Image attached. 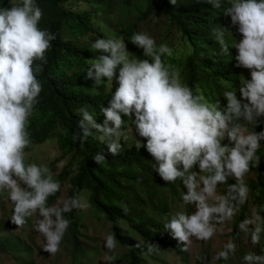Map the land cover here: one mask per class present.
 Returning <instances> with one entry per match:
<instances>
[{
	"label": "trees",
	"instance_id": "1",
	"mask_svg": "<svg viewBox=\"0 0 264 264\" xmlns=\"http://www.w3.org/2000/svg\"><path fill=\"white\" fill-rule=\"evenodd\" d=\"M79 1L0 0V65L6 63L4 33L15 19L14 4L26 5L27 19L32 26L27 41L20 43L14 51V58L20 60L15 63L16 72L1 76L3 99L15 106L16 116L20 119L16 130L11 129L10 138L0 132L1 155L5 164L3 173L7 177L14 176L22 165V155L33 145L44 144L56 129H61L58 147L62 155L56 161L71 154V161L78 159V162L77 173L70 179L67 204L55 211L59 220L57 245L69 250L74 264H92L84 262L89 251L80 240L84 215L79 208L84 191L89 194L90 210L109 225L113 241L123 248L122 260L127 259L129 264H154L150 247L173 248L181 256L185 251L183 237L178 244L171 237L156 232L160 223L142 220L141 217L145 205L155 211L167 210V204L157 198L159 185L166 183L163 178L165 167L159 152L167 150L169 140H174L179 152L186 154L189 163L195 166L203 137L211 130L209 122L220 121L221 111L228 104L236 84L242 80L250 81L253 88L233 101L226 140L213 148L217 159L222 148L231 145L237 131L247 122L248 151L234 170L255 172L257 176L249 182L231 180L226 201L216 215L220 217L229 213L236 203L241 202L240 215L232 225V237L239 235L248 215V200L241 201V198L248 191L254 194L255 204L264 205V0L242 1V10L251 13L248 19L240 18V14L231 17L228 0H140L136 21L127 28L122 27L119 33L109 34L120 36L130 51L128 62L117 53L114 43L107 40L105 27L96 26L92 16L76 8ZM119 1L121 6L130 7L133 0ZM251 1L253 6L249 8L247 2ZM152 15L164 19L177 32L178 43L187 51L182 81L174 74L177 60L166 51H161L160 55L144 56L141 50L137 24ZM233 18L238 19L236 22L242 33L253 36L249 38L253 51L249 71L241 69L234 57L231 39L227 37L239 38ZM68 28L78 31L82 37L91 35V39L83 43L68 35ZM90 49L100 55L103 69L89 65ZM152 58L166 61L173 69L174 73H167L163 85L171 86L172 80L178 78V87L184 84L186 89L177 93L178 99L172 92L166 95L168 114L173 115L177 108L181 111L187 109L189 118L178 126L174 122H166L164 133L167 135L156 142L149 139L144 144L126 146L124 141H119L111 148L109 139L104 144L98 143L92 119L103 111V103L110 95L100 76L108 75L120 84L136 86L148 78L149 71L145 68L148 63L155 81L157 78L160 80L159 67H154ZM199 91L205 99L217 102L213 112L207 109L190 111ZM236 112L240 116L233 119ZM132 123L130 117L123 113L111 132L122 131ZM153 161H158L160 166L155 167ZM67 179V169L64 168L54 193L45 201L39 199L37 189L41 184H37L31 187V192L22 195L18 203L24 210L37 206L45 211L60 200ZM125 228L142 240L140 248L126 237ZM231 250L226 254L220 253L217 264H235L232 259L224 260ZM239 255L245 264L257 262L250 255L246 258L243 251ZM255 256L262 258L258 253ZM204 257L206 260L201 264H209L210 256L206 253ZM2 258L10 260V264H39L33 247L14 234L8 221L0 219V260Z\"/></svg>",
	"mask_w": 264,
	"mask_h": 264
},
{
	"label": "rangeland",
	"instance_id": "2",
	"mask_svg": "<svg viewBox=\"0 0 264 264\" xmlns=\"http://www.w3.org/2000/svg\"><path fill=\"white\" fill-rule=\"evenodd\" d=\"M228 14L232 17L240 14L248 19L250 11H243V0H228ZM249 8L253 1L247 2ZM141 7L140 0H133L130 7L120 5L119 0H80L76 5L77 9L92 16L96 26H103L108 31L107 40L114 43L117 53L121 54L124 61L128 62L130 51L126 48L119 35L120 29L127 28L136 21ZM15 19L4 33V43L15 50L18 45L27 40L31 31V25L26 9L18 4L13 5ZM242 10V11H241ZM233 25L237 29L239 38L231 39L234 46V57L238 59L243 71L251 69V34L242 33L236 18H233ZM122 25V26H120ZM141 36V50L144 56L154 54L160 55L166 51L168 55L177 60L173 69L166 61L158 58V67L161 78L155 81L148 76L136 86L123 85L111 76L101 75L106 83V90L110 95L103 103V111L92 119L95 125V140L104 144L110 140L111 148L119 141H124L126 146L144 144L146 141L156 142L164 137L166 122H174L176 126L183 124L189 118L187 109L181 111L176 109L173 115L167 112L166 95L173 93L178 99L177 93L185 92L184 84L179 88L178 78L173 79L171 86L163 85L167 73L177 74L181 79L184 69L185 55L187 51L178 43L177 32L166 24L164 19L152 15L137 24ZM104 32L102 28H99ZM229 30V29H228ZM68 35L77 37L85 43L91 39L82 37L80 33L72 28L66 30ZM221 36V33H219ZM89 65L96 69H103L102 59L96 50L90 49ZM8 59V57H7ZM141 64V63H140ZM167 66L165 70L164 67ZM5 69L0 68V132L10 138L11 129L16 130L20 119L16 116L15 106L3 99V86L1 76ZM253 88L250 81L236 84L235 90L229 97L228 104L221 111L220 121L211 120V130L203 137L195 166L189 163L187 155L179 152L176 141L169 140V148L160 150V159L163 162L165 171L163 178L165 184L159 185L157 198L167 204L166 212L155 211L145 205L142 209V220H152L160 223L156 230L161 235L169 236L178 244L184 238L185 251L181 256L178 251L168 248L154 249L150 247V255L155 259L154 264H201L205 262L204 254L210 256L209 264H217L220 261V253H227L232 247H236L225 256V259H232L235 264H245L244 259L239 255L243 251L246 258L248 255L257 262L250 261V264H264V205L260 207L254 203V194L247 191L241 201L248 200V215L243 221L242 231L236 237H232L233 222L240 215V203L235 208L222 216H216L219 209L224 205L227 198V190L230 181L237 179L240 182H249L256 179L255 172H235L234 167L240 158L248 151V128L247 122L240 127L235 134L231 145L223 147L220 157L215 159L213 148L215 145L226 140L228 135V120L232 112L233 101L245 91ZM174 89V90H173ZM229 91L225 90L224 92ZM198 98L191 106V112H199L207 109L213 112L217 102L205 99L201 91ZM127 114L133 123L122 131H113L115 121L123 114ZM240 113L235 114L238 118ZM56 129L52 137L44 144H35L22 155V165L18 172L7 177L3 170V156L0 146V219L8 221L13 226L15 235L21 237L27 244L33 247L39 264H74L69 250L57 245V234L59 220L55 211L67 204L70 179L77 173L76 165L78 159L71 161L72 155L65 159L56 161L62 155L58 147V133ZM154 166H160L158 161H153ZM67 169V181L62 189V195L58 202L53 203L45 211L37 206L29 210L22 209L18 203L19 198L31 192L33 185L41 184L37 189L40 201H45L52 195L63 169ZM89 194L87 191L81 193L80 213L84 215L81 221V237L83 246L88 250V257L84 262L92 264H129L127 259L122 260L124 252L121 246L116 245L110 236L109 225L97 217L89 207ZM126 237L130 239L135 247L143 245L142 240L125 228ZM233 240H232V238ZM224 249V250H223ZM223 250V251H222ZM222 251V252H221ZM256 253L262 258H256ZM119 257V261H118ZM11 261L5 258L0 264H10ZM247 264V263H246Z\"/></svg>",
	"mask_w": 264,
	"mask_h": 264
},
{
	"label": "clouds",
	"instance_id": "3",
	"mask_svg": "<svg viewBox=\"0 0 264 264\" xmlns=\"http://www.w3.org/2000/svg\"><path fill=\"white\" fill-rule=\"evenodd\" d=\"M17 4H18V3H17ZM18 5L21 6V7H23L24 9H26V11H28L26 5H24V4H22V3H19ZM28 17H29V15H28ZM29 22H30V21H29ZM30 25H31V23H30ZM31 30H32V26H31ZM30 32H31V31H30ZM29 34H30V33H29ZM28 38H29V35H28ZM28 38H27V39H28ZM26 41H27V40H26ZM24 42H25V41H24ZM22 43H23V42H22ZM3 48H4L3 53H4V55H5L6 63H5L4 66L0 65V68L5 69V70H4V73H3L2 76H8V75L14 74V73L16 72V70H15V63H16V62L19 63L20 60L14 58V51H15L16 49L13 50V51H11V49H10L6 44L3 45ZM7 57H8V59H7ZM151 61L153 62L154 67L156 68V67L158 66V58H152ZM145 68H146V70L149 71L148 76H149L150 78H154L155 76L150 72V70H149V66H148V63L145 65ZM156 78H157V77H156ZM157 80H158V78H157Z\"/></svg>",
	"mask_w": 264,
	"mask_h": 264
}]
</instances>
